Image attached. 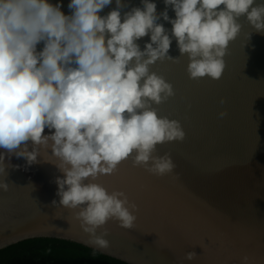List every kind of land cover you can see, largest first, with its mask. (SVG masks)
Returning <instances> with one entry per match:
<instances>
[{"label": "clouds", "instance_id": "1", "mask_svg": "<svg viewBox=\"0 0 264 264\" xmlns=\"http://www.w3.org/2000/svg\"><path fill=\"white\" fill-rule=\"evenodd\" d=\"M110 3L70 0L71 15H65L59 3L49 0H0V148L9 157H23L26 166L37 162L40 147L51 150L63 173L55 179L59 205L78 209L77 219L99 248L109 242L107 231L95 235L96 229L109 219L132 229L136 205L123 192L108 193L102 185L84 181L112 174L130 155L133 166L151 174L172 173L170 155L152 153L158 144L185 137L179 121L158 117L151 107L175 93L149 66L179 58L168 54L172 40L156 21L163 18L172 25L180 55L188 56L190 79L221 77L227 46L241 30L239 17L257 33L264 32V4L253 6L255 0H163L159 14L155 3L141 0L143 9L132 7L123 22L120 10L127 4L122 0H115L106 16L98 15ZM168 6L175 19L169 18ZM149 33L142 51L136 41ZM40 42L44 46L38 52ZM220 103H225L223 97ZM45 128L54 132L44 135ZM4 159L0 153V171H5ZM194 257V252L185 254L186 260ZM242 264H249L248 256Z\"/></svg>", "mask_w": 264, "mask_h": 264}, {"label": "water", "instance_id": "2", "mask_svg": "<svg viewBox=\"0 0 264 264\" xmlns=\"http://www.w3.org/2000/svg\"><path fill=\"white\" fill-rule=\"evenodd\" d=\"M69 2L49 0L59 3L65 15L72 12ZM150 2L156 4L157 14L165 9L163 0ZM122 3L127 7L120 10L121 22L132 7L143 9L141 0ZM256 3L264 0H255L253 6ZM115 7L112 0L98 15L106 16ZM168 16L175 19L171 6ZM237 22L241 30L227 46L221 77L213 80L207 75L189 78L188 56L180 55L172 25L163 18L156 21L172 40L168 54L179 58L176 63L158 60L149 66L175 93L151 107L158 117L179 121L185 137L156 145L152 155L168 153L175 168L156 176L133 166L130 155L112 174L84 181L100 184L108 193L123 192L136 205L132 229L109 219L95 233L107 231L108 247L91 244L92 234L75 215L78 209L59 205L55 179L63 178V173L54 165L58 161L51 150L40 147L37 162L26 166L23 157H9L0 148L5 155L0 184H7L0 188V248L32 237H56L128 264H242L244 256L249 264H264V32L257 33L244 16ZM149 42L150 33L136 41L142 51ZM43 46L38 43L37 51ZM222 110L227 115L220 118ZM51 132L54 129L45 128L43 134ZM27 143L31 151V141ZM53 200L57 205L51 204ZM188 252L195 253L191 261L185 259Z\"/></svg>", "mask_w": 264, "mask_h": 264}, {"label": "trees", "instance_id": "3", "mask_svg": "<svg viewBox=\"0 0 264 264\" xmlns=\"http://www.w3.org/2000/svg\"><path fill=\"white\" fill-rule=\"evenodd\" d=\"M0 264H128L81 243L32 237L0 248Z\"/></svg>", "mask_w": 264, "mask_h": 264}]
</instances>
